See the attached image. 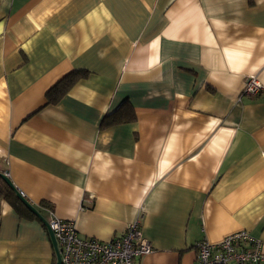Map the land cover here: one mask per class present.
<instances>
[{
  "label": "crops",
  "instance_id": "1",
  "mask_svg": "<svg viewBox=\"0 0 264 264\" xmlns=\"http://www.w3.org/2000/svg\"><path fill=\"white\" fill-rule=\"evenodd\" d=\"M252 75L264 85V0H0V172L82 237L141 217L140 264H199V241L241 230L264 250V90L239 100ZM35 216L0 202V264H56Z\"/></svg>",
  "mask_w": 264,
  "mask_h": 264
},
{
  "label": "built area",
  "instance_id": "2",
  "mask_svg": "<svg viewBox=\"0 0 264 264\" xmlns=\"http://www.w3.org/2000/svg\"><path fill=\"white\" fill-rule=\"evenodd\" d=\"M263 90L258 76H249L239 100L256 97ZM19 194L24 196L21 190ZM141 221L142 218L137 217L122 235L109 241L82 237L74 221L59 218L51 211L47 227L56 239L60 264H140L141 257L153 251L151 241L143 236ZM197 261L199 264H261L263 243L246 230L228 234L218 243L203 239L197 243Z\"/></svg>",
  "mask_w": 264,
  "mask_h": 264
},
{
  "label": "trees",
  "instance_id": "3",
  "mask_svg": "<svg viewBox=\"0 0 264 264\" xmlns=\"http://www.w3.org/2000/svg\"><path fill=\"white\" fill-rule=\"evenodd\" d=\"M88 74L87 70H74L68 76H66L63 80H61L57 85H55L51 91L47 93V98L49 102L56 103L59 101L66 93L69 92L71 87L80 79L85 78ZM125 109L129 112L128 118L129 120L134 119V114L132 112V108L129 104L124 105ZM128 108V109H127ZM107 123L114 124L119 123L124 120L123 113L118 112L114 114L112 117L110 115L106 116ZM5 199L9 201L15 209L22 213L23 215H28L30 217H36L33 212L24 204V202L18 196V192L10 186L6 180L0 175V202Z\"/></svg>",
  "mask_w": 264,
  "mask_h": 264
},
{
  "label": "water",
  "instance_id": "4",
  "mask_svg": "<svg viewBox=\"0 0 264 264\" xmlns=\"http://www.w3.org/2000/svg\"><path fill=\"white\" fill-rule=\"evenodd\" d=\"M0 175L6 180V182L12 186L17 192H19L17 190V188L14 186V184L11 182L10 178L4 174L3 172H0ZM20 199L24 202V204L34 213L36 214L39 218H41L45 224H47V220L40 214V212L31 204L28 202L27 199H25L24 197H20ZM50 230V229H49ZM50 235H51V238H52V241H53V244H54V247H55V251H56V264H60L61 263V257H60V252H59V249L57 247V242H56V239L54 237V234L53 232L50 230Z\"/></svg>",
  "mask_w": 264,
  "mask_h": 264
}]
</instances>
